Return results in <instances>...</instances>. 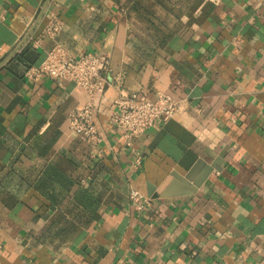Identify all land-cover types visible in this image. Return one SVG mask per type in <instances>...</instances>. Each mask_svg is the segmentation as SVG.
<instances>
[{"label":"crops","instance_id":"crops-1","mask_svg":"<svg viewBox=\"0 0 264 264\" xmlns=\"http://www.w3.org/2000/svg\"><path fill=\"white\" fill-rule=\"evenodd\" d=\"M55 43L111 58L98 148L69 128L84 91L25 76ZM121 90L184 107L128 146ZM198 159L195 193L130 200ZM0 264H264V0H0Z\"/></svg>","mask_w":264,"mask_h":264},{"label":"built area","instance_id":"built-area-1","mask_svg":"<svg viewBox=\"0 0 264 264\" xmlns=\"http://www.w3.org/2000/svg\"><path fill=\"white\" fill-rule=\"evenodd\" d=\"M63 21L54 16L43 36L55 37L63 27ZM112 61L106 53L86 51L75 56L61 43H55L45 58L38 64L30 65L25 76L33 81L48 77L59 83L71 81L87 95L86 102L73 110L68 117L69 128L81 135L93 148H98L102 136L96 122L97 108L112 81L106 76L111 70ZM121 85V79H118ZM184 107V101L177 99L164 90H158L155 97L140 91H120L114 99V111L111 123L120 130L121 136L128 146L133 145L135 137L148 129L164 124L178 114ZM139 154L137 162H141ZM130 200L138 210L154 205V198L136 187H131Z\"/></svg>","mask_w":264,"mask_h":264},{"label":"water","instance_id":"water-1","mask_svg":"<svg viewBox=\"0 0 264 264\" xmlns=\"http://www.w3.org/2000/svg\"><path fill=\"white\" fill-rule=\"evenodd\" d=\"M214 168L216 164H207L202 159H198L184 175L173 173L172 181L161 192L155 191V185H150L148 194L153 198L193 194L208 179ZM216 169H220L219 166Z\"/></svg>","mask_w":264,"mask_h":264}]
</instances>
